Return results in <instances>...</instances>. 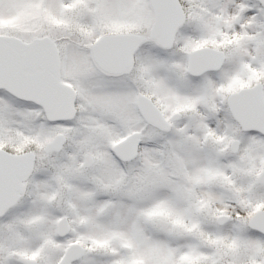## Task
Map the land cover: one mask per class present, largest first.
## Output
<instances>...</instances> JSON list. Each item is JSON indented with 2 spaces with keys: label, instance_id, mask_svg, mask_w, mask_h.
<instances>
[{
  "label": "snow or ice",
  "instance_id": "obj_1",
  "mask_svg": "<svg viewBox=\"0 0 264 264\" xmlns=\"http://www.w3.org/2000/svg\"><path fill=\"white\" fill-rule=\"evenodd\" d=\"M0 264H264V0H0Z\"/></svg>",
  "mask_w": 264,
  "mask_h": 264
}]
</instances>
